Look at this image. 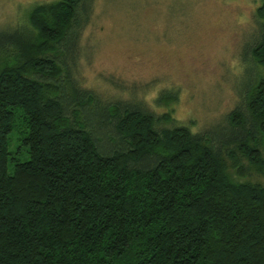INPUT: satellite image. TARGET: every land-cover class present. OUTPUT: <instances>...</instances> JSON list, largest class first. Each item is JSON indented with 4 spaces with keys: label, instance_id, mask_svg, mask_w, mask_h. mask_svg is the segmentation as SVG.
<instances>
[{
    "label": "trees",
    "instance_id": "16d2710c",
    "mask_svg": "<svg viewBox=\"0 0 264 264\" xmlns=\"http://www.w3.org/2000/svg\"><path fill=\"white\" fill-rule=\"evenodd\" d=\"M85 6L38 5L0 41V264H264V182L232 179L264 178V76L204 132L134 107L94 119L98 99L61 89ZM256 15L264 69V0Z\"/></svg>",
    "mask_w": 264,
    "mask_h": 264
},
{
    "label": "rangeland",
    "instance_id": "374dc122",
    "mask_svg": "<svg viewBox=\"0 0 264 264\" xmlns=\"http://www.w3.org/2000/svg\"><path fill=\"white\" fill-rule=\"evenodd\" d=\"M54 1L0 0V41L31 34L28 13ZM261 2L87 0L76 54L69 60L72 71L62 75L61 89L70 95L73 82L98 99L94 119L103 117L104 106L134 107L161 118L158 129L184 126L200 133L223 127L245 101L247 82L264 76L250 54L261 34L256 15ZM23 128L18 119L12 153ZM26 159L24 151L19 160ZM232 179L264 182L254 173L245 179L233 173Z\"/></svg>",
    "mask_w": 264,
    "mask_h": 264
}]
</instances>
